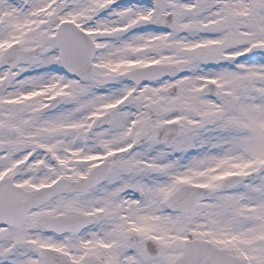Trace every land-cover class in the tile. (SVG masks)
<instances>
[{"label":"snow or ice","instance_id":"obj_1","mask_svg":"<svg viewBox=\"0 0 264 264\" xmlns=\"http://www.w3.org/2000/svg\"><path fill=\"white\" fill-rule=\"evenodd\" d=\"M0 264H264V0H0Z\"/></svg>","mask_w":264,"mask_h":264}]
</instances>
